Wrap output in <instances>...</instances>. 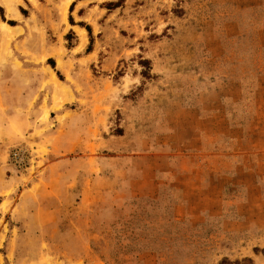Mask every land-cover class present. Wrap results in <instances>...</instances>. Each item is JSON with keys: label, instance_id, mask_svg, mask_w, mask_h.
<instances>
[{"label": "rangeland", "instance_id": "1", "mask_svg": "<svg viewBox=\"0 0 264 264\" xmlns=\"http://www.w3.org/2000/svg\"><path fill=\"white\" fill-rule=\"evenodd\" d=\"M0 7L4 19L17 25L4 30L0 16L4 93L14 96L18 77L28 91L37 87L32 103L42 98L38 126L4 149L3 167L15 189L40 181L58 158L78 161L82 185L88 177H96L99 185L122 157L142 164L174 128L172 118L187 115L182 111L188 105L198 111L201 96L210 98L206 89L214 93L223 80L222 95L230 99L226 120L245 121L255 102L264 114L263 66L257 58L251 64L248 59L264 47V0H0ZM0 140L6 141L1 130ZM22 147L31 156L29 166L12 168L9 152ZM260 185L237 186L238 193L225 186L219 193L223 200L209 210L214 216L192 226L191 233H183L184 222H177L182 226L174 233L137 232L132 207L128 235L120 232L121 221L128 224L119 218L111 233L98 222L92 233L69 236L9 233L7 212L19 192L8 189L0 206V264H264ZM78 190L89 193L87 187ZM109 191L120 204L116 189Z\"/></svg>", "mask_w": 264, "mask_h": 264}, {"label": "crops", "instance_id": "2", "mask_svg": "<svg viewBox=\"0 0 264 264\" xmlns=\"http://www.w3.org/2000/svg\"><path fill=\"white\" fill-rule=\"evenodd\" d=\"M18 11L21 14L20 9ZM6 25L10 27L8 30L17 27L16 23ZM259 49L262 51L258 56H248L249 64L252 58H257L260 67L263 66L260 71L264 72V47ZM14 80V96L7 97L4 93L8 82L0 84V108L3 109L0 110V130L6 139L5 143L0 140V206L8 189L11 193L19 192L11 198L14 202L7 212L9 233L16 230L21 235H42L56 231L64 236L80 235L92 233V225L97 226L98 222L104 232L111 233L113 220L124 219L128 224L132 207L137 212L132 215L137 232L147 233V228H155V232L161 234L174 233L176 227L182 226L178 224L184 222L183 233H191L192 226L214 216L209 210H213L214 202L223 200L219 199V193L225 191V186L231 185L238 193L239 188L261 187L260 182L264 183V124H261L264 114L259 112L260 105L255 102L252 108L249 104V110L254 111L245 121L226 120L224 112L230 99L222 95L223 80L214 93L209 94L206 89L211 99L201 96L198 111L195 105L190 108L188 105L182 111L187 115L175 114L174 128L160 144L152 146V152L144 155L142 164L139 159V163H132L133 157H122L124 161L115 167L111 165L99 185L96 177L84 179L82 185L79 167H76L78 161L74 157L58 158L46 166L40 181L26 190L15 189L10 186L3 167L4 149L6 143H18L19 136L29 137V129L38 126L36 119L40 116L42 98L32 103L37 87L28 91L21 79ZM239 88L243 89L242 81ZM31 104L33 107L29 108ZM52 114L53 111L50 117ZM54 128L59 129L57 123ZM106 147H110V142ZM78 187H87L89 193L82 195ZM108 187L119 193L115 197L120 204H114ZM215 194L218 195L215 197ZM132 201L135 204L124 206ZM120 224L124 228L120 232L128 235L129 224L125 226L122 221Z\"/></svg>", "mask_w": 264, "mask_h": 264}, {"label": "built area", "instance_id": "3", "mask_svg": "<svg viewBox=\"0 0 264 264\" xmlns=\"http://www.w3.org/2000/svg\"><path fill=\"white\" fill-rule=\"evenodd\" d=\"M8 161L12 168L27 169L31 161V156L29 151L24 147L13 148L9 152Z\"/></svg>", "mask_w": 264, "mask_h": 264}, {"label": "trees", "instance_id": "4", "mask_svg": "<svg viewBox=\"0 0 264 264\" xmlns=\"http://www.w3.org/2000/svg\"><path fill=\"white\" fill-rule=\"evenodd\" d=\"M113 7H118V5H113ZM109 9H112V8H109ZM20 12L21 14L24 16V11L22 9H20ZM0 16H1V19L2 21H4L6 24H9V25H14L15 23L13 21H7L4 19V16H3V9L0 7ZM86 28V31L88 32L89 34V37H90V46H91V33H90V28L88 26H85ZM90 46H88L87 50L89 51L90 50ZM47 65H49L53 70L55 69V65H54V61L52 59H49L48 62H47ZM57 76L60 78V75L58 72H56ZM254 252L257 253L258 250L254 249ZM264 253V251H263ZM252 262V261H250ZM253 264V262H252Z\"/></svg>", "mask_w": 264, "mask_h": 264}, {"label": "bare ground", "instance_id": "5", "mask_svg": "<svg viewBox=\"0 0 264 264\" xmlns=\"http://www.w3.org/2000/svg\"><path fill=\"white\" fill-rule=\"evenodd\" d=\"M3 27H5V29H6V30H8V29H9L7 26H3Z\"/></svg>", "mask_w": 264, "mask_h": 264}]
</instances>
